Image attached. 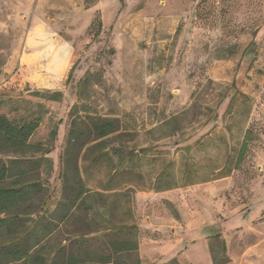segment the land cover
Returning a JSON list of instances; mask_svg holds the SVG:
<instances>
[{
	"label": "rangeland",
	"instance_id": "obj_1",
	"mask_svg": "<svg viewBox=\"0 0 264 264\" xmlns=\"http://www.w3.org/2000/svg\"><path fill=\"white\" fill-rule=\"evenodd\" d=\"M88 4L0 0V113L41 118L50 209L73 164L93 191V210L62 229L93 232L97 247L132 241L134 226L133 264H264V0ZM89 117L121 131L79 156L68 125Z\"/></svg>",
	"mask_w": 264,
	"mask_h": 264
},
{
	"label": "trees",
	"instance_id": "obj_2",
	"mask_svg": "<svg viewBox=\"0 0 264 264\" xmlns=\"http://www.w3.org/2000/svg\"><path fill=\"white\" fill-rule=\"evenodd\" d=\"M85 1L89 7L88 0ZM98 25L102 28L101 19ZM33 95L55 102L63 99L61 91H36ZM75 109L76 106L71 115ZM89 119L85 127L73 121L68 125L66 145L69 149L78 148L79 156L90 143L103 142L121 131L116 119ZM41 122L40 117L17 120L0 113V264H133L128 257L139 252L140 237L134 226L128 227L134 233L132 241L104 243L98 237L97 247L93 232L62 229L78 211L93 210V204H85L93 197V191L82 178L78 164H73V184L66 185L64 198L50 209L49 187L43 182L42 174L44 169L52 168L48 157L51 149L32 142ZM56 136L55 130L51 133L53 141ZM244 151L245 146L240 161ZM104 190L114 191V188L105 187ZM61 233L64 238L59 236ZM220 237L221 234L216 235L217 239ZM222 250L223 256H227L225 242ZM212 256L217 264V256ZM177 262L173 259L172 263ZM134 264H141V258L137 257Z\"/></svg>",
	"mask_w": 264,
	"mask_h": 264
},
{
	"label": "crops",
	"instance_id": "obj_3",
	"mask_svg": "<svg viewBox=\"0 0 264 264\" xmlns=\"http://www.w3.org/2000/svg\"><path fill=\"white\" fill-rule=\"evenodd\" d=\"M140 238V237H139ZM139 251H140V243H139ZM142 258V257H141Z\"/></svg>",
	"mask_w": 264,
	"mask_h": 264
}]
</instances>
